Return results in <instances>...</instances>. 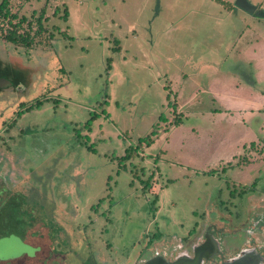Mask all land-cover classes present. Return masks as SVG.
Returning <instances> with one entry per match:
<instances>
[{
	"label": "rangeland",
	"instance_id": "obj_1",
	"mask_svg": "<svg viewBox=\"0 0 264 264\" xmlns=\"http://www.w3.org/2000/svg\"><path fill=\"white\" fill-rule=\"evenodd\" d=\"M45 1L10 0L27 18ZM226 1L53 0L54 39L0 37V258L134 264L219 214L225 253L254 238L264 0Z\"/></svg>",
	"mask_w": 264,
	"mask_h": 264
},
{
	"label": "flooded vegetation",
	"instance_id": "obj_2",
	"mask_svg": "<svg viewBox=\"0 0 264 264\" xmlns=\"http://www.w3.org/2000/svg\"><path fill=\"white\" fill-rule=\"evenodd\" d=\"M247 205V207H251V210L247 209V214L249 213V210L252 211L253 209L256 210L254 212H257V214L252 220L253 228H247L244 230L249 235L255 234V236H253L254 238L248 237L246 243L236 252H224L222 239L226 236V233H223V230L224 223H228V217H222V215L220 216L219 214L213 218L208 217L207 220L203 221L198 230L194 232L193 237H191L192 239L189 238L192 242L189 243L188 246H185L184 243L187 239H179L176 243H172L170 247L163 248L162 252H156L155 254L161 255L166 262H171L180 254L185 253L190 256H194L197 252L202 256L200 264H222L225 261L238 256L241 251L247 250L255 257L257 264H264V241L258 239L262 234H264V222L262 221L264 203L261 201H254V203H252L250 201ZM247 216L248 215H246L245 218H247ZM244 219L237 223H233L231 221V223H233L232 225L238 226L240 223H243ZM11 247V245L2 246L0 247V251L9 250ZM17 258L18 257L9 259L0 258V264H10L11 261H15ZM21 258H23L22 262H14V264H37L35 262V252L23 253V257Z\"/></svg>",
	"mask_w": 264,
	"mask_h": 264
},
{
	"label": "trees",
	"instance_id": "obj_3",
	"mask_svg": "<svg viewBox=\"0 0 264 264\" xmlns=\"http://www.w3.org/2000/svg\"><path fill=\"white\" fill-rule=\"evenodd\" d=\"M29 1V0H26ZM53 0H46L43 6L39 9L36 16L27 18L25 16H18L17 10H12L10 0H1L0 2V37L7 42L13 43L17 46L29 48L35 43V37L40 35L42 32H47V40L51 41L55 38L52 32L43 24L47 17L45 11L48 3ZM216 2L223 5L225 8L230 9L232 4L226 0H215ZM58 7H55L53 14L57 13ZM64 20L67 17V11L63 8V15L61 16ZM60 34H64V31L60 30ZM91 116L90 119H93ZM160 119L163 116L159 117ZM91 121V120H90ZM180 119L174 120L173 124H177ZM156 128V127H155ZM155 128L143 139H139L136 147L130 146L125 150V155L121 159L131 158L133 153H136L137 148L141 145L149 144L152 142L153 136L155 135Z\"/></svg>",
	"mask_w": 264,
	"mask_h": 264
},
{
	"label": "water",
	"instance_id": "obj_4",
	"mask_svg": "<svg viewBox=\"0 0 264 264\" xmlns=\"http://www.w3.org/2000/svg\"><path fill=\"white\" fill-rule=\"evenodd\" d=\"M201 260L202 256L197 252L194 256L185 253L180 254L171 262H166L161 255L155 254L146 260L135 262L134 264H200ZM222 264H257V262L251 252L243 250L238 256H235Z\"/></svg>",
	"mask_w": 264,
	"mask_h": 264
}]
</instances>
